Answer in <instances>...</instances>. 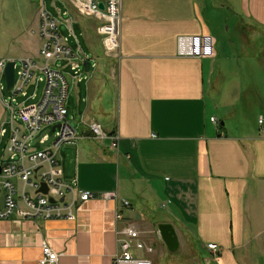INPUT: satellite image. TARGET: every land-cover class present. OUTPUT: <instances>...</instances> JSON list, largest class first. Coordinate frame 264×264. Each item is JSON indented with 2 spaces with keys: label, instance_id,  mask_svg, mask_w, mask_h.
Returning <instances> with one entry per match:
<instances>
[{
  "label": "crops",
  "instance_id": "crops-1",
  "mask_svg": "<svg viewBox=\"0 0 264 264\" xmlns=\"http://www.w3.org/2000/svg\"><path fill=\"white\" fill-rule=\"evenodd\" d=\"M220 7L238 16L233 27L242 40L245 25L264 28V0H121L117 56L96 63L108 78L103 84L89 75L76 84L78 139L58 151L65 184L113 192L117 199L82 203L73 220H1L0 264H39L42 244L61 254L59 264H112L117 232L127 223L135 227L125 214L142 189L161 195L162 207L170 206L195 226L199 239L216 246V253L209 250L216 264H240L234 250L246 248L248 225L264 235V130L228 127V55L226 45L216 49L226 42L214 40L206 22ZM204 35L213 39V57L177 55L178 37ZM108 89L110 107L103 102ZM3 112L0 103V128ZM96 113L106 115L105 123ZM91 122L117 136L116 151L92 137ZM116 212L123 218L118 223Z\"/></svg>",
  "mask_w": 264,
  "mask_h": 264
},
{
  "label": "built area",
  "instance_id": "built-area-1",
  "mask_svg": "<svg viewBox=\"0 0 264 264\" xmlns=\"http://www.w3.org/2000/svg\"><path fill=\"white\" fill-rule=\"evenodd\" d=\"M99 3L103 4V10L98 7ZM73 11L99 22L96 30L103 55L117 56L121 0H39L37 31L32 32L40 44L38 56L19 61L0 58V103L5 113L0 128V137L4 139V146L0 148V193H4L0 221L13 217L19 220H73L82 203L117 199L113 192L76 191L63 182L58 151L64 143L78 139L67 121L66 103L70 88L87 80L91 68L97 67L80 47L73 30ZM62 17L65 19L61 20ZM60 23L65 25L66 36L60 33ZM176 44L180 57L199 59L210 58L214 54L213 39L209 35L180 36ZM10 61L14 62V83L7 90L4 70ZM84 61L90 63L87 73L84 72ZM211 121L215 123L214 118ZM55 125L59 128L50 132L52 137L45 134L33 144L32 138L36 134ZM259 125H263L262 119ZM87 128L93 138L108 141L109 148L117 150V136L103 131L95 122L89 123ZM41 183L47 186L46 194L38 191ZM73 185H76V180ZM68 194H71L69 199ZM121 203L128 207V202ZM114 219L115 223L123 220L118 212ZM141 236L135 227L124 224L117 232V253L112 264H153L149 257L153 249L141 240ZM41 249L39 264H59L61 254L47 244H42ZM207 249L216 253L217 248L214 244H207Z\"/></svg>",
  "mask_w": 264,
  "mask_h": 264
},
{
  "label": "rangeland",
  "instance_id": "rangeland-1",
  "mask_svg": "<svg viewBox=\"0 0 264 264\" xmlns=\"http://www.w3.org/2000/svg\"><path fill=\"white\" fill-rule=\"evenodd\" d=\"M38 6L39 0H0V58L19 61L38 56L39 40L32 34L37 31ZM214 12L217 14L215 15ZM214 12L211 10L208 13L206 22L213 32L214 40H218L219 43L226 42V44H216V49L226 45L228 55L225 63L227 77L224 81V89L232 103L229 107L228 127L232 130L236 128L240 132H263L261 130H264V125L260 126L258 120L261 117L264 119V28L245 25L246 31L242 34L245 41L233 27L238 16L231 15L221 7ZM64 19L62 17L61 20ZM72 20L80 25L86 45L88 44L90 50L95 53L93 54L96 56L95 62L102 61L104 58L100 38L95 33L97 22L91 18L81 17L74 11ZM59 30L61 35L66 36L67 31L63 23H60ZM70 46H74L71 40ZM100 71L103 73L99 74ZM89 73L90 77H97L103 84L105 78H108L100 68H91ZM68 79L70 81L69 77ZM71 87L70 103L68 101L66 107H68L67 121L73 129L77 127L81 118L77 114L78 86ZM239 91L242 93L238 101ZM31 92L32 88L29 89V93ZM40 92L41 85L38 87V95ZM107 95L103 102L110 107L112 103L110 89ZM4 116L3 112V119ZM105 116L96 113L102 124L106 121ZM217 118L221 119L220 114ZM50 130L44 129L36 134L32 138L33 144L45 134L52 137ZM1 142L0 148L4 146V139ZM158 197V194L149 196V193L142 189L137 195L133 194L130 202L132 208L125 214L129 217L128 221L140 232L142 231L141 240L152 247L153 252L149 257L153 264H216L214 255L207 249L206 242L196 235L195 226L178 218L175 210L170 209V206L162 207L163 203H160ZM164 223L171 224L177 233L179 248L175 252H169L158 235L157 225ZM250 227L248 225L250 232L245 234L246 248L235 249L234 258L240 264H264V235H256Z\"/></svg>",
  "mask_w": 264,
  "mask_h": 264
},
{
  "label": "water",
  "instance_id": "water-1",
  "mask_svg": "<svg viewBox=\"0 0 264 264\" xmlns=\"http://www.w3.org/2000/svg\"><path fill=\"white\" fill-rule=\"evenodd\" d=\"M98 7L103 10V4L99 3ZM89 61L83 62L84 72H89ZM14 62L10 61L7 63L5 70H4V80L6 84V89L9 90L12 88L14 83ZM59 125H55L51 128V132L55 129H58ZM39 192L46 194L47 193V186L44 183L40 184V188L38 189ZM50 202H53L50 199ZM157 232L159 237L161 238L164 246L169 252H175L179 248V241L178 236L175 231V228L171 224H159L157 225Z\"/></svg>",
  "mask_w": 264,
  "mask_h": 264
},
{
  "label": "trees",
  "instance_id": "trees-1",
  "mask_svg": "<svg viewBox=\"0 0 264 264\" xmlns=\"http://www.w3.org/2000/svg\"><path fill=\"white\" fill-rule=\"evenodd\" d=\"M73 30H74L75 35L79 38L80 47L82 48L83 52L85 54H88L90 56V59L94 60V57H96V56L93 55L92 50H89L88 44L86 45V43H85V41H84V39L82 37V31H81L82 29H81L80 25L78 23L74 24L73 25ZM103 57H104V55H103Z\"/></svg>",
  "mask_w": 264,
  "mask_h": 264
}]
</instances>
